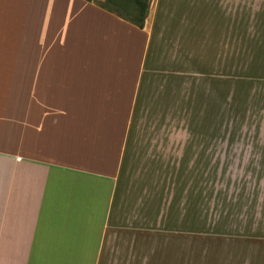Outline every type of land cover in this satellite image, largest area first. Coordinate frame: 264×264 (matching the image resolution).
Here are the masks:
<instances>
[{
    "label": "rangeland",
    "instance_id": "rangeland-1",
    "mask_svg": "<svg viewBox=\"0 0 264 264\" xmlns=\"http://www.w3.org/2000/svg\"><path fill=\"white\" fill-rule=\"evenodd\" d=\"M141 2L151 80L100 264H264V0Z\"/></svg>",
    "mask_w": 264,
    "mask_h": 264
},
{
    "label": "crops",
    "instance_id": "crops-1",
    "mask_svg": "<svg viewBox=\"0 0 264 264\" xmlns=\"http://www.w3.org/2000/svg\"><path fill=\"white\" fill-rule=\"evenodd\" d=\"M152 35L89 0H0V264H100Z\"/></svg>",
    "mask_w": 264,
    "mask_h": 264
},
{
    "label": "trees",
    "instance_id": "trees-1",
    "mask_svg": "<svg viewBox=\"0 0 264 264\" xmlns=\"http://www.w3.org/2000/svg\"><path fill=\"white\" fill-rule=\"evenodd\" d=\"M89 1H93L94 3L96 4H99L101 5L102 7L108 9V10H111L109 7H108V4L112 3L110 0H105L104 3H100L96 0H89ZM136 4V7H137V10L139 12V16L137 17V19L135 18H127L125 16H122V17H125L127 18L129 21H131L132 23H134V25H136L137 27L139 28H142L144 26V21H145V18H146V15H147V11H146V6H144V4L141 2V0H133Z\"/></svg>",
    "mask_w": 264,
    "mask_h": 264
}]
</instances>
